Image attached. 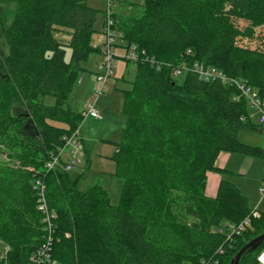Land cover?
Returning <instances> with one entry per match:
<instances>
[{
    "label": "trees",
    "instance_id": "trees-1",
    "mask_svg": "<svg viewBox=\"0 0 264 264\" xmlns=\"http://www.w3.org/2000/svg\"><path fill=\"white\" fill-rule=\"evenodd\" d=\"M0 3L12 8L0 65V145L8 148V161L0 160V264H27L51 235L37 208L40 179L55 214L53 264H230L264 232V210L252 216L234 183L221 178L214 196L204 193L207 172H227L215 165L220 152L264 157L238 139L258 131L245 99L191 73L171 75L183 63L215 67L264 101V0H143L137 16H111L116 36L139 52L122 90L117 205L98 185L80 190L77 177L44 168L81 121L67 98L99 50L90 44L97 10L86 0ZM61 30L66 42L54 35ZM245 216L247 225L231 234ZM263 249L264 241L238 264H259Z\"/></svg>",
    "mask_w": 264,
    "mask_h": 264
},
{
    "label": "rangeland",
    "instance_id": "rangeland-1",
    "mask_svg": "<svg viewBox=\"0 0 264 264\" xmlns=\"http://www.w3.org/2000/svg\"><path fill=\"white\" fill-rule=\"evenodd\" d=\"M142 1L143 0H111L112 16L114 14L137 16L141 10ZM86 3L97 10L93 23L94 31L90 37V44L92 46L94 44L95 46L93 47L99 48V50L91 52L87 61L82 63L84 70L79 73L76 83L67 98V102L74 111H81L85 109L86 105L95 104L100 117L95 118V120L84 119L80 121L81 124L79 129H81L82 124L83 126L87 125L93 128V131L89 132L90 135L86 133L89 139L87 140V138H85L86 141L84 139L82 140L89 146L88 149L86 145L82 143L85 148L84 151L88 152V159L84 151L81 150L80 163L75 164L70 171L66 172H68L71 177H77V187L80 190H87L93 185H98L107 192L110 203L112 205H117L120 201L122 180L117 175L113 174V170L115 168V144L120 141L121 128L125 121L124 115L120 112L122 106V90L130 87V81H132L135 75V67L131 63H126L125 56L128 53V48L125 47V43L119 38L114 39L111 46L114 53L112 73L105 83L101 96L96 98L93 95L94 91L100 87V83L96 80V76L104 73V69L99 66L104 63L101 46L105 41V33L102 23L105 20L107 0H86ZM11 14L12 8L0 3V65L1 59L8 52L3 38V30L7 26ZM112 31L115 32L113 27ZM54 35L63 42H66L69 38L68 34L62 30L56 32ZM255 44L258 45V43L254 42L249 43L248 46L252 48ZM68 57L69 51L66 52V58ZM126 64H128V66H126ZM121 77L125 80L122 81ZM238 139L242 143L264 149V133L258 134V131L253 130L243 131L239 133ZM0 148L4 150L0 152V160L8 161V156L5 152H8V148L4 145H0ZM63 150L62 162L68 163L71 160L70 155L67 148L64 147ZM236 155V161H233L227 168L233 173H224L223 178L234 183L240 191L247 196L251 209L263 211L264 194L259 193L258 189L264 187V157H249L242 154ZM57 169L64 171L60 165ZM28 170H32V167L28 168ZM43 228L51 233V237L53 236L52 234L55 233L54 223L53 225H46ZM4 249L5 246L0 243V255L4 252ZM180 264L191 263L184 261Z\"/></svg>",
    "mask_w": 264,
    "mask_h": 264
},
{
    "label": "built area",
    "instance_id": "built-area-1",
    "mask_svg": "<svg viewBox=\"0 0 264 264\" xmlns=\"http://www.w3.org/2000/svg\"><path fill=\"white\" fill-rule=\"evenodd\" d=\"M111 0H107V9L105 11V20L103 21V28L105 33V41L101 46V52L104 57V63L101 64L99 67L104 69L103 74H98L96 76V80L100 83L99 89L95 90L93 95L98 98L103 93V89L105 87V83L109 76L112 73L113 69V57L114 53L111 49L112 43L114 39H118L116 33L112 31L113 27V20L111 18ZM128 53L125 56L126 62L136 63L139 58V52L135 45H129ZM158 70V66H157ZM186 73H191L195 75L199 80L207 81V82H218L220 84H224L230 87H233L237 92V97H242L245 99L248 109L253 111L256 115L257 122L262 125L264 124V101L259 97L256 90L251 87L250 85L242 82L241 80L229 77L224 74L222 71L215 67L207 66L204 67L200 63H193L192 65L188 64H180L176 66L171 75L173 77H179ZM81 121L86 118H99V113L95 104H88L86 105L85 109L81 110ZM80 124L76 127V129L67 136L63 137V144L61 147L57 148L55 154H51L50 158L44 164L45 170H55L60 165L64 171H70L75 164L80 163V143H79V128ZM67 148V151L70 155L71 160L68 163L62 162V155L64 153L63 148ZM264 171V167H263ZM34 188L39 191V199L37 208L43 214V222L46 225H53L52 219H54V212L47 210V204L44 197V192L46 190L44 182L40 180H36L34 182ZM258 192L264 194V187L258 189ZM252 216H257L258 213L255 209L251 212ZM249 220V216H245L242 218L234 227L232 228V233L239 234L240 230L247 225ZM46 228V227H45ZM230 235H227V239H230ZM51 236L48 237V240L44 242V244L33 254L30 255L27 264H53L54 261H51ZM257 261L259 264H264V249L259 253L257 256Z\"/></svg>",
    "mask_w": 264,
    "mask_h": 264
},
{
    "label": "crops",
    "instance_id": "crops-1",
    "mask_svg": "<svg viewBox=\"0 0 264 264\" xmlns=\"http://www.w3.org/2000/svg\"><path fill=\"white\" fill-rule=\"evenodd\" d=\"M93 46H95V45L93 44ZM249 117L251 119V122L258 126V134L264 133V127H263L264 124L260 125L257 122V118H256L255 113L253 111H251L250 109H249ZM86 119L95 120L94 118H86ZM92 131H93L92 126H87V125L83 126V124L81 126V129H79V143H80V149L82 148L81 149L82 151L85 150V148L82 145V143H84L82 140L84 139L86 141L85 138H87V140H88L89 137L87 134H89V132H92ZM86 147L89 149L88 145H86ZM84 153L87 155V159H88V152L84 151ZM236 159H237L236 153L231 154L228 152H220L217 159H216L215 165L219 169H224V168L227 169L233 161H236ZM222 173L223 172H221V171L220 172H207L206 183H205V187H204V193L207 196L212 197L215 195L219 181L224 176ZM226 173L232 174L233 172L230 169L229 170L227 169Z\"/></svg>",
    "mask_w": 264,
    "mask_h": 264
},
{
    "label": "water",
    "instance_id": "water-1",
    "mask_svg": "<svg viewBox=\"0 0 264 264\" xmlns=\"http://www.w3.org/2000/svg\"><path fill=\"white\" fill-rule=\"evenodd\" d=\"M264 241V232L256 235L250 239L246 244H244L238 252L231 258L230 264H238L239 259L246 251H251L257 248Z\"/></svg>",
    "mask_w": 264,
    "mask_h": 264
}]
</instances>
